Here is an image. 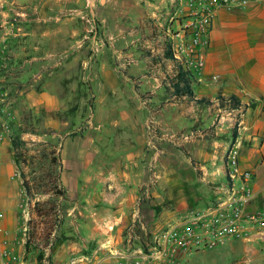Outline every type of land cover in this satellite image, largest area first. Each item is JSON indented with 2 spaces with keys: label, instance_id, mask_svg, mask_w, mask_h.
I'll return each instance as SVG.
<instances>
[{
  "label": "rangeland",
  "instance_id": "rangeland-1",
  "mask_svg": "<svg viewBox=\"0 0 264 264\" xmlns=\"http://www.w3.org/2000/svg\"><path fill=\"white\" fill-rule=\"evenodd\" d=\"M149 2L0 0V159L12 167L11 182L18 183L16 202L10 208L0 203V239L7 241L17 263L54 264L61 246L77 253L82 241L78 222L106 213L104 181L110 165L137 182L142 169L145 182L152 169L156 182L143 204L151 235L176 222L183 203L189 208L212 204H200L201 198L218 183L205 184L202 171L195 168L199 161L191 164L187 154L191 146L194 151L226 152L232 146V130L236 127L238 137L246 131L243 112L174 101L156 77L158 70L142 59L146 51L156 54L157 43L151 39L156 25L180 45L188 44L207 20L208 30L200 33L203 43L197 49L204 58L219 11L241 12L246 7L221 6L217 0H161V6L151 10ZM140 66L146 67V89L138 86L142 77L129 74ZM202 71L193 73L195 82H203ZM117 73L125 80L121 82ZM150 117L156 125L151 145L162 152L156 162L145 134ZM13 137L27 143V164L22 168L32 183V198L20 183ZM246 140L261 143L258 136ZM48 169L59 172L61 197L57 191L44 193L40 178ZM35 202L45 212L55 205L58 216L38 217ZM6 211L12 232L1 230ZM217 251L200 253L208 264H219L212 261Z\"/></svg>",
  "mask_w": 264,
  "mask_h": 264
},
{
  "label": "crops",
  "instance_id": "crops-1",
  "mask_svg": "<svg viewBox=\"0 0 264 264\" xmlns=\"http://www.w3.org/2000/svg\"><path fill=\"white\" fill-rule=\"evenodd\" d=\"M151 1L149 2L151 10L154 6L156 8L161 6L159 4L161 0H157L155 3H151ZM168 6L169 3H165V8ZM155 28L159 31L157 25ZM151 39L157 44L161 43L159 36ZM147 52L142 60L149 59L150 68L159 71V73L157 71L156 77L162 86V70L152 63ZM150 53L153 52L150 51ZM152 55L155 56V53ZM140 67L131 69L129 74L142 77L138 86L146 89L148 81L144 80L143 76L146 67ZM192 75V90L196 99L206 98L215 105L218 95L224 98L235 96L245 106L243 114H241V122L245 124L246 131L242 133V136L237 137V144L240 147V165L243 169L251 170L254 173L252 187L255 197L249 209L256 207L264 209V0H252L241 12L219 11L211 31V43L205 52L201 75L203 82H195L196 76ZM117 78L121 82L125 80L123 73H117ZM162 88L165 90L163 86ZM136 90L138 92L137 88L134 91ZM185 101L190 105H195L186 99L178 103ZM257 136L261 138L259 145L255 143L251 145V142L246 140L247 137L249 140H257ZM214 145L217 144L214 143ZM190 148L191 152L187 154V157L190 163L193 159L199 161V166H195V168L202 171V181L211 187L218 183V186L208 191L200 202V204H213L219 197L218 189L227 183L224 174L226 152L224 148L219 150L205 148L200 151H194L193 146ZM106 171L104 181L106 195L103 197L107 206L106 213L92 216L87 220H80L77 230L79 239L82 241H79L76 248L77 253L74 248L68 247L70 254H66L68 248L65 249V246H61L54 254V264H112V254L122 253L127 249L126 229L131 223L137 199L141 198L144 192L141 187L146 183L145 169L140 171L141 178L138 182L131 178V175L123 173L122 170L116 169L112 165ZM12 172V167L9 164H3L0 159V203L4 204L6 208H10L16 202L14 200L15 186H18V183L17 181L11 182ZM143 204L144 202L140 204V213L144 231L140 232L138 240L133 241L135 248L141 244L142 235L150 234L152 229L151 225L144 220L145 205ZM206 206L209 205L189 208L186 203H183L179 206L178 213L183 215L189 210H198ZM5 213L1 230L12 232V222L8 219L10 211ZM110 225L112 230H109ZM10 236L13 238V234L10 233ZM194 260L203 261L205 264L209 263V260H206L200 252L191 254L187 264ZM212 261L219 262V264H264L258 246L255 243L242 240L232 241L218 248L215 259ZM9 264L27 263L21 261Z\"/></svg>",
  "mask_w": 264,
  "mask_h": 264
},
{
  "label": "built area",
  "instance_id": "built-area-1",
  "mask_svg": "<svg viewBox=\"0 0 264 264\" xmlns=\"http://www.w3.org/2000/svg\"><path fill=\"white\" fill-rule=\"evenodd\" d=\"M251 1L217 0V3L221 6L246 7ZM207 26V20L201 22L199 30L188 44L182 42L177 45L172 41L174 57L192 74L201 71L204 65V58L197 49L203 43L200 33H205ZM155 126L154 119L148 118L145 134L148 146L153 149L152 162L158 161L162 155V152L151 145V140L155 138ZM238 147L235 143L225 153L224 174L227 183L218 189L219 197L215 203L202 209L187 211L158 234H143L141 244L135 248L133 241L138 240L140 232L144 231L140 204L151 197L150 190L156 182L152 169H149L151 174L145 183V190L141 198L137 199L131 223L126 229L127 249L122 253L112 254L111 263L187 264L193 253L214 250L237 240L255 243L264 263V209H249L255 197L252 187L254 173L241 167ZM109 230H112L111 225ZM16 260L7 241L0 239V264H9Z\"/></svg>",
  "mask_w": 264,
  "mask_h": 264
},
{
  "label": "trees",
  "instance_id": "trees-1",
  "mask_svg": "<svg viewBox=\"0 0 264 264\" xmlns=\"http://www.w3.org/2000/svg\"><path fill=\"white\" fill-rule=\"evenodd\" d=\"M152 35L155 38L158 36L161 38V43L156 44V48L159 49L158 52L153 56L150 51L146 54L150 57L152 63L162 70L161 83L164 87L167 94H169L174 101L181 102L182 100H188L189 102L195 105H208L213 106L214 103L206 98L196 99L192 90V73L184 68L182 62L178 61L174 57V52L172 49V40L169 38L168 34L164 31L157 32V29L154 27L152 29ZM216 106L220 111L233 112V111H242L245 106L242 105L235 96H230L224 98L221 95H218L216 98ZM239 117V115H238ZM237 129L236 127L232 130L231 134V144H235L237 140ZM26 142L21 140L18 137H13L11 139V147L13 150L14 162L19 170V176L21 178L22 188L27 195V197L32 198V187L31 181L26 176L22 166L27 164V151L25 150ZM52 161H56L55 158H52ZM193 164V160H191ZM58 165V163H57ZM59 172L55 170L48 169L44 176L40 179L44 184L43 187L47 189L44 193L53 194L54 191H57L58 197L63 195L60 185ZM58 189V190H57ZM52 203V202H47ZM41 205L39 202L34 203V211L38 217L51 218L52 216H58V209L55 205H51L46 212L44 209L40 208ZM45 213V214H44ZM59 226V222L55 224L54 227ZM26 250H28V243H26ZM42 256L40 255L38 260H41Z\"/></svg>",
  "mask_w": 264,
  "mask_h": 264
}]
</instances>
